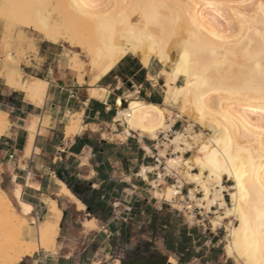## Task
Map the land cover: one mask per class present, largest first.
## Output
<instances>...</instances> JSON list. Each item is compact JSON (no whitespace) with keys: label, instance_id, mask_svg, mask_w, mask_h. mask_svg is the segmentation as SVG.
<instances>
[{"label":"bare ground","instance_id":"1","mask_svg":"<svg viewBox=\"0 0 264 264\" xmlns=\"http://www.w3.org/2000/svg\"><path fill=\"white\" fill-rule=\"evenodd\" d=\"M7 2L20 7L10 9L0 17L8 16L18 21L15 12L22 9L27 12L38 37L79 49L68 57L67 62L68 67L77 72L78 84H96L127 54L138 56L144 65L154 58L167 67L160 71L167 87L164 99H173L176 93L180 102L177 111L190 122L182 130L173 131V135L158 146V160L165 165L166 173H172L176 178L179 187L194 184L188 186L189 196L196 205L210 211L212 216L208 215V218L212 230L224 226L226 257L232 258L235 264H247V256L242 253L249 251V245L255 243L264 250L258 222V212L264 208L261 201L264 192V166L261 164L264 157V9L260 7L264 0ZM19 32L21 38L33 45L23 29ZM142 34L151 39L145 38L142 44L139 43ZM80 53L85 59L80 58ZM15 61L11 49L5 50L4 58L0 59V78L30 99L42 101L48 82L33 76L23 78ZM182 65L186 67L187 75L183 69L178 71ZM179 76L182 77L181 84H174ZM95 91L99 95L107 92L99 88ZM117 102V105L121 104ZM115 120L125 125V135L133 131L141 137L156 140L158 132L170 129L175 118L172 108L132 98L118 110ZM79 121L72 119L66 125L67 136L80 130ZM8 123L6 112L0 109V136ZM194 124L199 125L198 131L194 130ZM213 128L220 139L227 137L232 141L235 166L227 158L221 159L222 164L232 169L231 175L228 171H222L218 176L211 174L215 170L209 167L202 171L201 165L196 163L197 158L204 155L199 147L193 151L198 143L196 138L205 142L212 139L210 147H217L210 131ZM33 136L34 128L29 133L26 154ZM169 149L171 156H167ZM219 150L223 151V144ZM187 151L192 154L184 156ZM145 171L146 167H143L144 177ZM160 178L154 187L164 184L163 199L176 206L174 187ZM225 178L230 184L223 183ZM195 191H200L201 196L197 198ZM223 191L229 199L224 198ZM20 192V185L11 192L17 210L8 193L0 187V264H18L40 249L52 252L56 249L61 209L54 200L48 199L49 215L35 223L34 218H27L32 206L21 200ZM60 192L83 208L64 184H61ZM213 205L215 208H210ZM229 247L231 255L228 254ZM118 262L116 260L115 264ZM168 262L176 264L174 258Z\"/></svg>","mask_w":264,"mask_h":264},{"label":"crops","instance_id":"2","mask_svg":"<svg viewBox=\"0 0 264 264\" xmlns=\"http://www.w3.org/2000/svg\"><path fill=\"white\" fill-rule=\"evenodd\" d=\"M30 38L33 50L18 67L23 78H42L48 85L42 101H34L0 78V109L9 122L0 136V184L16 206L11 192L21 186V200L32 206L27 218L35 223L49 215L48 199L62 217L56 252L40 249L18 264H120L154 249L176 264H230L219 254L217 233L200 227L203 218L177 213L154 187L159 179L151 168L158 166V146L186 120L174 113V123L156 140L133 131L125 135V125L115 120L116 111L132 98L175 109L171 98L164 99L160 71L167 67L154 58L144 65L127 54L96 84H78L77 72L57 59L59 45ZM98 88L107 92L99 95ZM72 119L80 120V130L67 136ZM30 128L34 136L26 154ZM61 184L83 208L60 192ZM142 240L144 249L150 247L148 255L140 251ZM125 251L131 254L119 256Z\"/></svg>","mask_w":264,"mask_h":264},{"label":"rangeland","instance_id":"3","mask_svg":"<svg viewBox=\"0 0 264 264\" xmlns=\"http://www.w3.org/2000/svg\"><path fill=\"white\" fill-rule=\"evenodd\" d=\"M18 16V21H14L13 18H10V17H0V59H3L4 58V53H5V50L7 49H11L12 53L14 54L15 56V64L18 65L20 64L21 60L24 59V56L26 55V51H29V50H33V48L31 47L30 43L27 41V39L25 38H21L19 36V31L20 29H23V31H30V32H34V33H25L27 34L28 36H38L37 35V32H35L32 24L30 23V19L27 15V12H24V10L22 9H17V11L15 12ZM18 32V33H16ZM59 43L57 45H59V48H60V53L57 57V59L60 61V63H62V65L67 64L68 62V57L70 55L73 54V52L75 51H79V49H76V48H71L69 47V45L67 43ZM33 46V45H32ZM5 48V49H4ZM4 49V50H3ZM3 50V52H1ZM80 58L82 59H85V55L80 53ZM174 55H173V59H174ZM65 66V65H64ZM19 69V74L23 77V73L21 71V69L18 67ZM87 76H85L86 78ZM182 82V77L179 76L176 80H175V83L174 84H181ZM174 98L172 99L174 101V108L173 109V112L178 114L181 119H185L186 121H184V127L190 122L185 116L181 115L178 113L177 111V108L180 104L179 102V99L177 97V94L174 93ZM188 120V122H187ZM194 130L195 131H198L199 130V125L197 124H194L193 126ZM182 130V129H181ZM205 132H208L207 130ZM159 133V132H158ZM169 136H166L167 137H171L173 135V133H168ZM171 150H168L167 151V156H171L173 154L170 153ZM192 152L190 151H187L184 156H189L191 155ZM223 183L225 185H228L230 184V181H228L226 178L224 179ZM194 185V184H193ZM192 185V186H193ZM188 186H191V185H188ZM187 186V187H188ZM0 187H1V184H0ZM165 185L162 184L160 187H157V190L159 191V193L157 194L159 198L163 199V189H164ZM2 188V187H1ZM163 188V189H162ZM200 192V191H199ZM200 197V196H199ZM158 198V199H159ZM14 204V203H13ZM15 208L18 210L17 206L14 205ZM175 207H178L180 208L179 205H176ZM209 216H212V214ZM187 219H189V217H187ZM190 221H192L190 219ZM209 218H206L204 221H203V226L200 225V227H205L207 229H212V226L211 224H209ZM235 222V221H234ZM193 223L194 226L198 227L195 220H193ZM217 233V236L216 238L218 239V249H219V254L221 256V258L223 257V259L227 258V261L230 263V264H235L234 263V260L232 258H228L226 257L225 255V252H224V243H225V240H226V232H225V229H224V226H221L220 229L217 228V230L215 231ZM143 240L141 241L140 243V251L144 254V255H148L150 254V247H146L144 249V245H143ZM128 254H131L130 252L127 253V251H125L122 255H119V256H123V257H127Z\"/></svg>","mask_w":264,"mask_h":264},{"label":"snow or ice","instance_id":"4","mask_svg":"<svg viewBox=\"0 0 264 264\" xmlns=\"http://www.w3.org/2000/svg\"><path fill=\"white\" fill-rule=\"evenodd\" d=\"M17 7H20V5H16L14 3L7 2V0H0V15L4 14L5 12H7L10 9H14ZM260 7L262 9H264V5H261ZM147 27H148V24L146 23L145 29H147ZM145 38L151 39V37H145L142 34L140 39H139V43L142 44L144 42ZM161 55H163V53H161ZM181 59H182V61H184L185 58L182 57ZM181 69H183L185 71V75L188 74L186 67H183V65H182L181 68H178V71H180ZM210 131L212 132L213 136L215 137L214 143L217 147H215V148L210 147V145L213 143L212 139H209V140H207V142H205L204 140H202L200 138H196L198 143L196 146L193 147V151L195 152V147H199L200 152L204 154L203 157L197 158L196 163L201 165L202 171L205 167H209V168L215 170L211 174L218 176L220 172L228 171L229 175H231L232 169H228L226 167V164H222L221 159L227 158V161L232 162L233 166H235V162L233 161L232 154H231L232 153V141L230 138H227V137L224 139H220L219 133H217L214 128L210 129ZM221 144H223V151L222 152L219 150V146ZM238 151H239V149H238ZM169 163L175 164V161H170ZM261 164H262V166H264V157L261 158ZM253 169H255V163L254 162H253ZM195 179L199 180V177H196ZM237 179H239V175L237 176ZM17 191L19 192V189H17ZM261 201H262V204H264V192L261 193ZM258 222H259V226L261 229V233H260L261 237H262V239H264V208H261V210L258 212ZM239 250H240V246H239V243L237 242V251H239ZM228 254L229 255L232 254L231 247H229ZM242 255L247 256V264H264V250H262L258 244L254 243V244L249 245V251L247 253H242ZM258 256H259V258H257ZM238 264H239V262H238Z\"/></svg>","mask_w":264,"mask_h":264},{"label":"built area","instance_id":"5","mask_svg":"<svg viewBox=\"0 0 264 264\" xmlns=\"http://www.w3.org/2000/svg\"><path fill=\"white\" fill-rule=\"evenodd\" d=\"M117 113H118V111H116L115 116L117 115ZM161 134H163V133L161 132ZM155 163L159 166V168L153 167V168H151V171L156 172V174H155L156 179H159L160 177L162 179H165V178H172L173 179V182L171 183V186L174 187V189H175V193L173 194V197H174L173 201L175 204L179 205L180 208L173 206L168 201H166V202L169 203V205H171L176 210L177 213L185 212V213L191 214L193 216L197 215L200 218H203V221H204L207 218V215H209L211 213H209L210 211L208 212L204 207H199L198 205H196V201L194 199L190 198L188 188L185 186H188V185L192 186L193 184H188V185L185 184L182 187H179L176 178L172 175V173H170V174L166 173L167 171L165 169V165L158 161L157 156L155 157ZM157 187H160V185H158ZM194 194L197 198L199 196H201V192H199V191H195ZM223 195H224L225 199H229L226 191H223ZM162 200H164V199H162ZM210 208H215V205L211 206ZM220 228H221V226L218 227V229H220Z\"/></svg>","mask_w":264,"mask_h":264},{"label":"water","instance_id":"6","mask_svg":"<svg viewBox=\"0 0 264 264\" xmlns=\"http://www.w3.org/2000/svg\"><path fill=\"white\" fill-rule=\"evenodd\" d=\"M120 264H171L168 260L154 249L148 256H138L131 260H124Z\"/></svg>","mask_w":264,"mask_h":264}]
</instances>
